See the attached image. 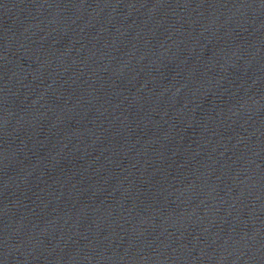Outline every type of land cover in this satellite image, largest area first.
I'll use <instances>...</instances> for the list:
<instances>
[{
	"label": "water",
	"instance_id": "obj_1",
	"mask_svg": "<svg viewBox=\"0 0 264 264\" xmlns=\"http://www.w3.org/2000/svg\"><path fill=\"white\" fill-rule=\"evenodd\" d=\"M0 264H264V211L56 0H0Z\"/></svg>",
	"mask_w": 264,
	"mask_h": 264
}]
</instances>
